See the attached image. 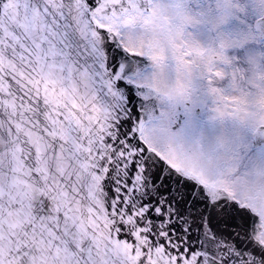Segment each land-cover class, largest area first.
<instances>
[{"label":"snow or ice","instance_id":"1","mask_svg":"<svg viewBox=\"0 0 264 264\" xmlns=\"http://www.w3.org/2000/svg\"><path fill=\"white\" fill-rule=\"evenodd\" d=\"M0 264H264V0H0Z\"/></svg>","mask_w":264,"mask_h":264}]
</instances>
